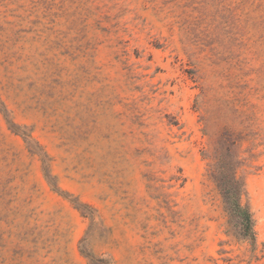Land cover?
Returning <instances> with one entry per match:
<instances>
[{"label":"rangeland","instance_id":"rangeland-1","mask_svg":"<svg viewBox=\"0 0 264 264\" xmlns=\"http://www.w3.org/2000/svg\"><path fill=\"white\" fill-rule=\"evenodd\" d=\"M0 264H264V0H0Z\"/></svg>","mask_w":264,"mask_h":264},{"label":"trees","instance_id":"trees-1","mask_svg":"<svg viewBox=\"0 0 264 264\" xmlns=\"http://www.w3.org/2000/svg\"><path fill=\"white\" fill-rule=\"evenodd\" d=\"M212 176L223 196L227 211L237 220L240 233L254 241L256 237L254 219L249 207L242 202V197L245 195V183L238 176L237 168L230 160H220L214 167Z\"/></svg>","mask_w":264,"mask_h":264}]
</instances>
